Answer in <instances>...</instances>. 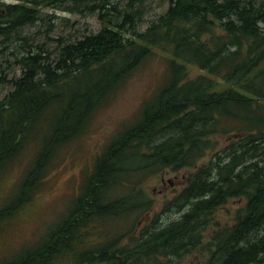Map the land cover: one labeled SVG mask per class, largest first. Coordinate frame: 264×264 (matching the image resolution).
Returning <instances> with one entry per match:
<instances>
[{
  "label": "trees",
  "instance_id": "16d2710c",
  "mask_svg": "<svg viewBox=\"0 0 264 264\" xmlns=\"http://www.w3.org/2000/svg\"><path fill=\"white\" fill-rule=\"evenodd\" d=\"M114 1L0 0V53L21 71L0 75V182L27 160L21 191L0 219L33 201L61 150L158 49L168 54L164 83L98 157L69 217L27 262L182 264L194 255L199 261L188 264H264V0H168L144 32L141 11ZM56 13H98L101 29L48 37L53 49L21 37L30 26L50 33L70 22ZM184 169L185 186L155 213L142 182ZM235 199L244 204L218 221ZM173 211L178 218L162 219Z\"/></svg>",
  "mask_w": 264,
  "mask_h": 264
},
{
  "label": "rangeland",
  "instance_id": "374dc122",
  "mask_svg": "<svg viewBox=\"0 0 264 264\" xmlns=\"http://www.w3.org/2000/svg\"><path fill=\"white\" fill-rule=\"evenodd\" d=\"M114 2L121 9L131 5V10L141 11L142 18L136 22V28L140 32L147 30L169 7L168 0H115ZM56 15L59 18H68L70 22L57 24L50 33L46 24L30 26L21 32V37L22 35L23 39L30 37L38 44L47 41L48 37L75 40L101 29L98 13H86V15L56 13ZM127 29L133 31L128 22ZM47 42L50 49L55 47L52 41ZM1 46L5 47L0 39V49ZM155 51L158 53L133 73L114 101L96 112L85 133L61 150L55 165L50 169L33 201L24 209L18 208L19 210L17 209L10 218L7 215L2 216L0 228L4 227L0 231V264H40L34 261L27 262V259L35 257L38 246H41L43 241L49 240L54 230L69 217L74 209V202L81 197L85 178H90L94 172L98 157L124 127L135 121L141 105L164 83L167 76L168 54L158 49ZM0 75H7L8 80L21 75L20 67L14 63V58L2 53H0ZM11 90V84L5 85L1 98ZM216 139L219 141L218 150H221L226 144V138L218 135ZM26 164L27 160L24 159L22 163L16 164L3 175L4 178L0 182V210L15 200L21 191ZM189 172V169L177 173L166 171L142 182L147 195L153 199L155 213L161 211L166 202L179 194L185 186V177ZM243 204L242 199L229 201L218 210L217 220L222 223L230 221V216L234 215ZM161 217L165 221H170L178 218V215L173 211ZM132 222L134 223L135 219H132ZM143 223L144 220L139 226ZM124 224L122 222L117 224L115 229L121 230ZM52 255L55 257L56 253ZM199 259L192 255L184 259L182 264H188L191 260L196 262ZM66 260L57 264H73L72 260Z\"/></svg>",
  "mask_w": 264,
  "mask_h": 264
}]
</instances>
